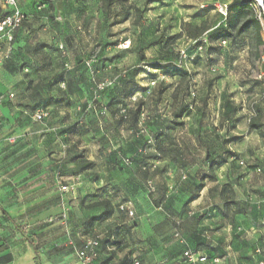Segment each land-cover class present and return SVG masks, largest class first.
Wrapping results in <instances>:
<instances>
[{"label":"rangeland","instance_id":"obj_1","mask_svg":"<svg viewBox=\"0 0 264 264\" xmlns=\"http://www.w3.org/2000/svg\"><path fill=\"white\" fill-rule=\"evenodd\" d=\"M230 1L129 0L105 8L98 0H62V10L55 12L51 8L38 9L48 5V0H19L28 21L17 30L8 59L3 55L5 45L0 40V83L8 88V92L0 96V111H7L6 115L0 114V163L16 165L21 174H25L28 168L47 170L46 175L51 174L50 180L60 182L56 187L30 191L25 186L20 188L21 194L28 195L27 192L32 190L35 197L57 193L61 212L51 218L53 224H59L57 233L64 227L61 225L66 219L64 216L90 213L92 208H85L79 196L77 198L75 186L78 180H67L66 176H75L82 171L85 179L91 180V177H97L98 165L100 167L108 160L120 164L124 159L132 163L126 170L139 165L141 174L137 171V175L143 180H151L156 174L157 169L144 172L141 167L147 161L158 159L154 151L156 143L151 148L144 145L146 134L152 135L151 128L155 133L157 122L153 123L155 118L146 114L139 118L141 103H145L142 102V90L146 89L143 84L148 85L147 97L153 95L148 99V108L154 107L155 99L170 85L176 87L174 95L179 102H184V107L192 103L191 97L198 99L200 105L194 109L200 123L176 127L184 132L195 128L204 137L194 141L196 147L187 137L173 144L193 148L195 157L201 161L210 158V149L222 150L232 166L233 175L244 178L240 183L231 185L228 182L221 189L212 188L215 203L222 202L220 206L226 207L230 215L254 207L253 200L249 199L251 195L264 194V178L252 175L257 168L264 173V137L249 130L250 120L257 116L264 125V45L258 48L253 34L246 33L237 42L226 41V45L211 43L204 36L200 43L181 38L163 46H150L161 38L168 40L178 35L182 23L199 25L205 18L217 28L222 17L216 6ZM3 3L4 0H0V5ZM58 16L61 20H56ZM262 36L264 39V27ZM201 45L203 51L200 52ZM140 50H146L144 63L139 62ZM182 53L187 56L185 59H181ZM173 66H180L181 73L159 81L151 76L158 67ZM133 70H137V75L130 82L131 89L126 95L122 94L124 84L130 85L122 81ZM143 74L147 77L140 76ZM209 97L212 100L207 102ZM116 99L125 103L124 106L115 108L113 102L118 103ZM224 99L229 103L225 111L222 107ZM164 100L160 115L172 109L168 100ZM17 109L27 113L22 115L24 123L12 121ZM37 111L48 114L46 122L31 119ZM134 116L137 120L133 137L139 146L138 156L109 153L112 148L107 144V131L115 121L122 123L128 118L134 119ZM64 120H69L66 126L62 125ZM220 130L221 136L214 135ZM14 131H21L24 137L29 133L48 137L41 150L32 148L29 152L17 154L29 144L26 139L20 145L11 142L8 137ZM80 131H85L83 139L76 137L81 136ZM66 132L70 135L64 137ZM208 132L212 134L205 135ZM95 137L102 146H107L104 154L91 149L85 155L77 148V144L85 145ZM89 164L93 167L82 170ZM59 167L56 173L51 172ZM118 167L115 170L120 172L119 180H122L124 173ZM62 175L64 179H61ZM69 238L61 236L57 240L67 239L61 244L64 247L69 245Z\"/></svg>","mask_w":264,"mask_h":264},{"label":"crops","instance_id":"obj_2","mask_svg":"<svg viewBox=\"0 0 264 264\" xmlns=\"http://www.w3.org/2000/svg\"><path fill=\"white\" fill-rule=\"evenodd\" d=\"M233 1L226 5L229 6ZM202 20L204 22L206 19ZM201 41L202 39L199 40ZM154 72L155 75L151 76H154L156 81L174 76L169 74L165 67H158ZM142 86L146 88L142 90V102L145 103H141L142 113L139 118L145 114L155 118L153 123L157 122V126L154 130L157 136H160L157 145L160 160L157 162L158 168L153 178L143 180L138 177L137 171L141 174V170L139 165H136L123 171L124 178L119 180L121 174L115 170L116 165L110 160L96 167L97 177H91V180L85 179L82 171L75 176H66L67 180H78L75 186L76 196H79L81 205L88 208L108 200L114 207V213L104 221H93V218L101 214V208L97 207L91 208L90 213L85 211L74 216L71 214L69 217L63 215L66 219L61 221V225L64 227L57 233L59 224H53L51 219L61 212L60 206L57 205V193L35 197L34 191L31 190L25 195L24 192L21 194L20 188L25 186L30 191L34 188L56 187L60 182L50 180L51 174L46 175L47 170L28 168L25 174H21L16 165L0 163V264H80L72 242L81 247L86 239L103 238L110 233H116L119 245L111 250H104L102 257L93 264H133L135 260L141 264H190L184 256L188 251L208 258L207 261L196 264H254L253 248L264 247V194L251 195L249 199L253 200L254 207L245 211L235 210L236 212L230 215L226 207L220 206L222 202L215 203L211 195L212 188L221 189L228 182L236 184L244 178L233 175L232 166L225 159L226 154L222 150L210 149L209 161H201L195 157L193 148L173 144L187 137V140L192 141V146L196 147L194 141L204 137V134L195 128H188L187 132H184L176 127L180 124L191 126L200 123L196 120L194 109L200 105L198 99L191 97L192 103H187L184 107V102H179L174 95L176 87L170 85L155 99L154 107L148 108V99L153 98V95L148 98V85ZM7 92L6 85L0 83V96ZM164 99L168 100L172 109L171 112L160 115ZM211 100L209 97L207 102ZM219 104H222L221 101ZM222 107L223 111L228 109L229 103L226 99ZM6 112L1 110L0 114ZM23 114L27 113L17 109L12 121L24 123ZM136 120L137 117L134 116V119L128 118L122 123L114 122L113 127L107 131L108 135L106 134L109 138L108 147L112 148L109 153L138 156L139 146L133 137ZM44 121L46 122V119ZM63 122L62 125L66 126L69 120ZM83 132L80 131L81 136L76 137L83 139ZM22 134L21 131H14L8 137L11 142L16 141L19 145L25 142V139L28 141L29 145H25L17 154L29 152L32 148H43L42 144L48 137H37V133H29L24 137ZM208 134L212 132L205 133ZM221 134L220 130L214 135ZM68 135L70 134L66 132L64 137ZM96 138L85 145L77 144V148L82 150V153L85 152V155L91 149H97L98 154H104L103 150L107 146H102ZM182 159L186 162H182ZM59 169L60 167L51 172L56 173ZM257 169L253 170L252 175L264 178V173H257ZM183 177L186 179L183 180ZM61 179H64L63 175ZM148 180L156 186L152 195L146 188ZM197 188V198L191 199ZM125 200H131L135 205V221H130L117 209V205ZM68 221L72 223L69 225ZM19 229L33 241L34 247L21 236ZM177 233L179 237H176ZM61 236L70 237L69 245H61L67 242V239L57 240V237Z\"/></svg>","mask_w":264,"mask_h":264},{"label":"trees","instance_id":"obj_3","mask_svg":"<svg viewBox=\"0 0 264 264\" xmlns=\"http://www.w3.org/2000/svg\"><path fill=\"white\" fill-rule=\"evenodd\" d=\"M5 1V0H4ZM100 1L105 8H111L115 5L118 4H124L127 3L129 0H98ZM44 8H51L53 11H60L62 10V0H48V5L44 6ZM261 10L256 8V3L254 0H234L229 6H228V15L225 19L221 18V22L219 23L217 28L212 27L208 21L202 22L200 25H193L192 23L186 22L181 24V32L178 35H175L171 37L168 40H164L161 38L159 41L152 43L150 46L151 47H158V46H163L166 44L168 41L175 42L181 38H186L191 41H198L202 39V37L207 36L209 42H223V41H232V42H237L244 34L246 33H252L253 34V40L256 43V46L260 48L261 46L264 45V41L262 38V21L264 23V17H262V21L259 19V13ZM6 14L5 10L2 8V5H0V20L4 17ZM26 14V13H25ZM27 15V14H26ZM60 17V16H58ZM57 17V18H58ZM56 18V20H57ZM28 21V15H27V20ZM24 22V23H25ZM23 26V25H22ZM16 36V35H15ZM15 39V37H14ZM145 51L146 50H140L138 53L139 56V62L144 63L146 60L145 57ZM166 70L168 71L169 74L177 75L181 73V68L180 67H167ZM137 75V70H133L132 72H129L125 78L123 79V83H129L130 85L124 84V87L126 89L123 90L122 94H125L128 91V89H131V80L133 79L134 76ZM128 77V78H127ZM116 88V87H115ZM124 95V96H125ZM121 101L120 99H116L115 102ZM125 103H114L113 106L115 108H118L120 106H124ZM260 117L257 116L253 119L250 120L249 123V130L252 132H257L261 136L264 137L263 133V127L264 125L259 121ZM152 135L155 139L156 143V148H155V153L158 154V139L160 136H157V133L153 132L151 128ZM144 145H147L148 139L144 138ZM154 147V146H153ZM148 148H151L148 146ZM127 156V155H126ZM157 160L155 161H150V162H145L141 167H150L154 163H157L160 160V156L157 155ZM210 159V158H209ZM209 159H205V161H209ZM122 162L115 163L116 167L119 166L118 168L119 171H125L127 168L121 166ZM93 167L91 164L86 165L82 170L91 168ZM148 172V171H144ZM233 184V183H229ZM199 193V188H197L196 193L192 196L191 199L197 198V194ZM101 208V214L98 217L93 218V221H104L112 214L114 213V207L111 205L110 201L108 200H103L100 203H97L92 206V208ZM21 236L30 242L31 246L34 247L33 241L27 237V235L22 231V229H19ZM100 254L102 257V253L104 250H111L113 247L119 245V241L117 239L116 233H110L103 237L100 241ZM255 248V247H254ZM253 248V250H254ZM36 252V251H35ZM38 254V252H36Z\"/></svg>","mask_w":264,"mask_h":264},{"label":"built area","instance_id":"obj_4","mask_svg":"<svg viewBox=\"0 0 264 264\" xmlns=\"http://www.w3.org/2000/svg\"><path fill=\"white\" fill-rule=\"evenodd\" d=\"M256 3V8L261 10L259 13V19L262 21V17H264V0H254ZM2 8L5 10L6 14L0 20V40L5 45V49L3 55L5 59L10 57V54L13 50L12 42L14 41L15 34L18 29L22 27L24 22L27 20V15L21 8L19 4V0H5L3 3ZM44 7H39V10H42ZM216 11L219 15L225 19L228 15V5H219L216 6ZM57 20H61V17H58ZM262 26L264 27V23L262 21ZM222 45H226V41L222 42ZM63 49V47H61ZM200 52L203 51V46L201 45L198 49ZM187 56L182 53L181 59H185ZM264 62V59H263ZM66 67H68L66 65ZM180 67V66H179ZM261 78V77H259ZM154 85V83H152ZM12 97V96H11ZM47 113L37 111L32 115V119L35 122H43L46 117ZM146 138L148 139V146L153 147L155 140L153 135L146 134ZM132 163L128 159L122 160V167H129ZM243 165V163H241ZM158 168V163H154L150 167H142V171H154ZM261 169H257V173H261ZM186 178L183 177V180ZM146 188L150 194L154 193L156 190V186L152 181H148L146 184ZM117 209L119 213L125 216L130 221H135L137 219L135 205L131 200H125L120 202L117 205ZM176 237H179L177 233ZM102 237H96L91 239H86L85 242L81 247H74L73 250L79 260L80 264H93L94 262L98 261L101 258L100 254V241ZM184 256L188 259L190 264H196L198 262L207 261L208 258L206 256H200L195 253L186 252ZM253 261L254 264H264V247H255L252 251ZM133 264H141L140 261L135 260Z\"/></svg>","mask_w":264,"mask_h":264}]
</instances>
